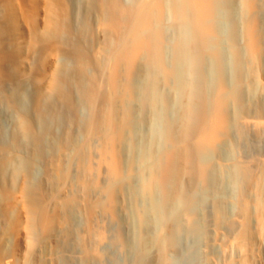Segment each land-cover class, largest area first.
<instances>
[{"label":"bare ground","instance_id":"bare-ground-1","mask_svg":"<svg viewBox=\"0 0 264 264\" xmlns=\"http://www.w3.org/2000/svg\"><path fill=\"white\" fill-rule=\"evenodd\" d=\"M0 264H264V0H0Z\"/></svg>","mask_w":264,"mask_h":264}]
</instances>
